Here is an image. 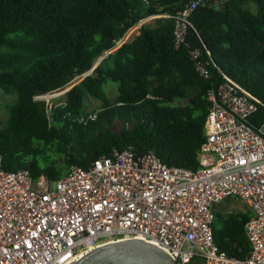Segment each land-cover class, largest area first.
<instances>
[{
    "label": "trees",
    "instance_id": "16d2710c",
    "mask_svg": "<svg viewBox=\"0 0 264 264\" xmlns=\"http://www.w3.org/2000/svg\"><path fill=\"white\" fill-rule=\"evenodd\" d=\"M192 1L0 0V91L14 97L0 130L4 169L56 182L73 167L88 169L114 150L131 149L137 157L153 152L169 166L198 170L211 89L229 80L264 105V0L200 4L190 20L207 50L193 29L178 46L175 21L161 17L95 68L141 21L178 15ZM92 70L63 104L37 99ZM109 81L117 85L115 99ZM93 102L100 105L91 110ZM217 206V245L230 257L247 258L251 209L220 214Z\"/></svg>",
    "mask_w": 264,
    "mask_h": 264
},
{
    "label": "built area",
    "instance_id": "2783aa9c",
    "mask_svg": "<svg viewBox=\"0 0 264 264\" xmlns=\"http://www.w3.org/2000/svg\"><path fill=\"white\" fill-rule=\"evenodd\" d=\"M202 3L211 0L165 15L175 21L178 46L193 29L207 50L190 20ZM208 101L196 171L128 149L88 169L73 167L59 181L36 182L26 169L5 170L0 157V264H72L130 239L157 245L177 264H264V105L229 80L211 89ZM230 198L253 213L243 260L221 251L214 237V208Z\"/></svg>",
    "mask_w": 264,
    "mask_h": 264
},
{
    "label": "water",
    "instance_id": "95a60500",
    "mask_svg": "<svg viewBox=\"0 0 264 264\" xmlns=\"http://www.w3.org/2000/svg\"><path fill=\"white\" fill-rule=\"evenodd\" d=\"M161 18V17H160ZM103 56L100 60H102ZM99 60V61H100ZM95 66V68L100 64ZM94 70V69H93ZM92 71L88 73L91 74ZM87 75V76H88ZM72 264H177L166 251L143 240L130 239L100 247Z\"/></svg>",
    "mask_w": 264,
    "mask_h": 264
},
{
    "label": "rangeland",
    "instance_id": "374dc122",
    "mask_svg": "<svg viewBox=\"0 0 264 264\" xmlns=\"http://www.w3.org/2000/svg\"><path fill=\"white\" fill-rule=\"evenodd\" d=\"M160 17H166V16L165 15L152 16V17H149V18L141 21L139 24L134 26L125 35V37L116 44V46L111 51H109L105 54V57L108 56L109 54H114L117 51V49L120 48L124 43L132 42L134 40V38L139 34V29L142 25H153L155 23V20L157 18H160ZM97 64H98V62L96 63V65ZM87 75H88V73H86L85 75H82L80 77H77L66 88H64L62 90L39 96V97H37V99L40 101L46 102L49 105V107H51L52 105H61L65 102V97H64L65 93L68 92L75 85L79 84ZM108 93L112 99H115L117 94H118L117 85L111 81H109ZM13 100H14V97L6 96L0 91V130L5 125V122L7 120L8 114H9L8 106L13 103ZM99 105H100L99 102H93L91 110L97 109L99 107ZM246 205L247 204H245L242 201L232 199L230 201V203L226 204L225 202H222L217 207H218L219 213L223 214L226 210L227 211H245V209L247 208Z\"/></svg>",
    "mask_w": 264,
    "mask_h": 264
},
{
    "label": "bare ground",
    "instance_id": "6f19581e",
    "mask_svg": "<svg viewBox=\"0 0 264 264\" xmlns=\"http://www.w3.org/2000/svg\"><path fill=\"white\" fill-rule=\"evenodd\" d=\"M51 95V94H50ZM56 96V95H55ZM47 98V97H46Z\"/></svg>",
    "mask_w": 264,
    "mask_h": 264
}]
</instances>
